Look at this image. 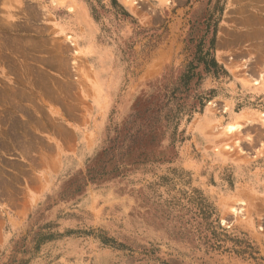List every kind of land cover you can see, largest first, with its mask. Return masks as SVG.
Segmentation results:
<instances>
[{
	"label": "rangeland",
	"instance_id": "obj_1",
	"mask_svg": "<svg viewBox=\"0 0 264 264\" xmlns=\"http://www.w3.org/2000/svg\"><path fill=\"white\" fill-rule=\"evenodd\" d=\"M0 264H264V0H0Z\"/></svg>",
	"mask_w": 264,
	"mask_h": 264
}]
</instances>
